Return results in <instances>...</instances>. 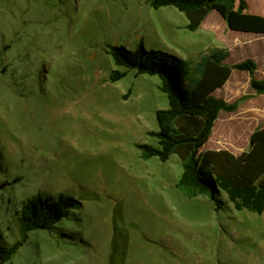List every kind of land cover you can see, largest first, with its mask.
I'll return each instance as SVG.
<instances>
[{"label":"rangeland","instance_id":"1","mask_svg":"<svg viewBox=\"0 0 264 264\" xmlns=\"http://www.w3.org/2000/svg\"><path fill=\"white\" fill-rule=\"evenodd\" d=\"M186 23L149 0H0V246L20 239L25 200L80 202L0 264H264L263 214L235 210L225 194L223 210L208 193L185 195L175 154L140 157L167 106L158 77L109 80L111 46L142 42L192 61L212 49ZM238 85L224 91L231 102ZM244 113L220 111L203 150L241 146L227 124Z\"/></svg>","mask_w":264,"mask_h":264},{"label":"trees","instance_id":"2","mask_svg":"<svg viewBox=\"0 0 264 264\" xmlns=\"http://www.w3.org/2000/svg\"><path fill=\"white\" fill-rule=\"evenodd\" d=\"M149 4L153 9L169 6L183 12L188 31H195L214 10L231 30L264 33V15L245 13V0H149ZM108 53L116 67L109 74L111 82L123 78L128 70H134L136 75L157 76L158 89L167 99V106L155 112L157 130L151 134L156 145L138 144L140 157L165 162L175 154L182 167L176 186L185 195L208 193L214 208L223 210L221 195L225 194L235 210L264 215V125L253 130L248 149L238 155L227 149L203 150L220 111H236L240 101L264 94V79L253 76L255 63L245 59L226 65L225 48L201 51L192 61L146 49L142 42L132 49L111 46ZM234 69L249 72L254 94L227 102L213 93L226 83ZM79 207L80 202L65 193L54 197L39 193L22 202L18 218L21 237L9 247L0 246V263L22 245L29 231L49 230Z\"/></svg>","mask_w":264,"mask_h":264},{"label":"crops","instance_id":"3","mask_svg":"<svg viewBox=\"0 0 264 264\" xmlns=\"http://www.w3.org/2000/svg\"><path fill=\"white\" fill-rule=\"evenodd\" d=\"M245 2L247 5L244 10L245 13L259 16L264 15V0H245ZM196 30L199 35L198 41L202 40L205 42L209 40L211 48L227 49L228 56L223 60V63L226 65L251 59L256 65L253 73L254 78L258 79L257 74L259 73L264 74V33L231 30L227 27L226 22L219 13L214 10H211L205 16ZM262 79H264V76ZM241 82L245 85V92L244 94H238L236 97L239 98L245 95V93L247 95H253L254 90L250 85L249 72L237 69L231 72L226 83L221 88L215 90L213 94L218 98L231 102L230 98L224 95V91H226L225 89H231L232 91L237 89L241 90L238 87V84ZM240 110L246 113L239 116L241 118L236 119L235 122H228L227 124V127L232 128L234 131L231 137L233 139L234 137L241 138V146H236L232 149L226 148L235 155L248 149L251 133L254 129L264 125V94L254 95L245 101H240L237 110L229 113L236 115Z\"/></svg>","mask_w":264,"mask_h":264}]
</instances>
